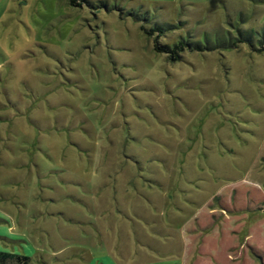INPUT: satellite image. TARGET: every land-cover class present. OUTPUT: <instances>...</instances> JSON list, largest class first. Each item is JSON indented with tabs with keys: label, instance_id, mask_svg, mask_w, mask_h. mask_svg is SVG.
<instances>
[{
	"label": "rangeland",
	"instance_id": "obj_1",
	"mask_svg": "<svg viewBox=\"0 0 264 264\" xmlns=\"http://www.w3.org/2000/svg\"><path fill=\"white\" fill-rule=\"evenodd\" d=\"M87 1L0 0V251L264 264V0Z\"/></svg>",
	"mask_w": 264,
	"mask_h": 264
},
{
	"label": "trees",
	"instance_id": "obj_2",
	"mask_svg": "<svg viewBox=\"0 0 264 264\" xmlns=\"http://www.w3.org/2000/svg\"><path fill=\"white\" fill-rule=\"evenodd\" d=\"M83 3H89V2L87 0H71V4L73 6L76 5L77 7H81ZM133 18L136 19V21L138 22L140 20L138 17H133ZM142 28L143 30H145L148 36L155 35L156 40H158L157 38L164 36L165 31H166V29L161 28V27H155L150 30H146L144 27ZM244 42H248V40L246 38H241L238 41L239 44H243ZM259 44H260V47H259L260 49H258V51H263L264 50V40L259 41ZM231 47L237 48L236 45L235 46L231 45ZM155 50L156 52L160 54L167 55L168 58L172 62L176 63L183 59L182 56L186 50H189L190 52H195V51L204 52L206 50L213 51L215 50V48L214 47H203L201 45L186 42L185 40H180L178 43H175L173 45L164 44V46H160L157 44V46L155 47ZM0 264H33V263H32V258L28 256L20 255V254L13 253V252L0 251Z\"/></svg>",
	"mask_w": 264,
	"mask_h": 264
}]
</instances>
